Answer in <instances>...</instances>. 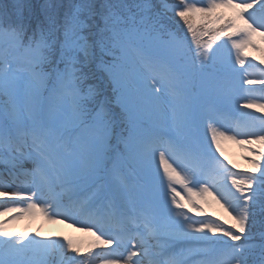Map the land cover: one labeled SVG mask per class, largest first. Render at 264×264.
<instances>
[{
    "label": "snow or ice",
    "instance_id": "6c2138e0",
    "mask_svg": "<svg viewBox=\"0 0 264 264\" xmlns=\"http://www.w3.org/2000/svg\"><path fill=\"white\" fill-rule=\"evenodd\" d=\"M256 37L264 0H0V264H264ZM37 212L94 240L8 229Z\"/></svg>",
    "mask_w": 264,
    "mask_h": 264
},
{
    "label": "rangeland",
    "instance_id": "374dc122",
    "mask_svg": "<svg viewBox=\"0 0 264 264\" xmlns=\"http://www.w3.org/2000/svg\"><path fill=\"white\" fill-rule=\"evenodd\" d=\"M169 4L172 7H177L180 3H182V0H168ZM169 23L170 26L175 28V29H179L180 25L177 24V20H179L178 17L173 18V14L169 13ZM256 41L258 44H260L261 48H264V44L260 43V38L256 37ZM245 52L247 53L249 58H255V63H259V60L264 59V51H258L256 49H253L251 47L245 49ZM234 55V53H233ZM264 67V66H262ZM250 71L253 72H259V68H254V69H249ZM259 87V86H257ZM257 96L260 95H264V93H261L259 91H257ZM245 101H241V103H244ZM247 111H252L253 113L257 114V115H264V113H259L256 112L255 109H248ZM221 150L224 154L223 158H226V162L227 161H231L232 165H235V168L233 169V171L236 172H242L245 169L243 163L240 161V157L241 155H239L240 151L243 150V147L236 143L235 141L232 140H228V139H223L221 140ZM246 152V151H245ZM248 155V153L246 152L245 154L242 155V159H245V157ZM247 159H245L246 161ZM229 167H231V165H229ZM181 189L178 187V191H180ZM6 199H1L0 203H3V201ZM207 201V202H205ZM197 202L201 205V207L203 208V215L201 216H197L195 213H189V215H192L195 219H203L205 218L206 215H210L211 217L215 218V217H220L222 220H231V217L229 216V213L227 211H225V209L223 207H221L220 204H218L216 202L215 199H213L212 196L209 195H205L204 200H200L199 198H197ZM18 203V202H17ZM5 206H12L11 204H6ZM19 219L24 220L25 221V231L23 232V234H27L29 236L35 235V232L37 231L38 227L43 225L44 223H48V222H53V221H60L59 219L57 220H51L46 218L44 215L40 214L39 212H37V214L35 215H24L22 217H20ZM66 224H70V222H66ZM68 227H62L61 231H58V235H60L61 237H69L72 238L76 241L82 242L84 245L89 244L92 239L90 237H88L89 235L87 234H83V235H78V234H73L72 232H68ZM20 234V233H19ZM57 235V234H56ZM57 235V236H58Z\"/></svg>",
    "mask_w": 264,
    "mask_h": 264
},
{
    "label": "bare ground",
    "instance_id": "6f19581e",
    "mask_svg": "<svg viewBox=\"0 0 264 264\" xmlns=\"http://www.w3.org/2000/svg\"><path fill=\"white\" fill-rule=\"evenodd\" d=\"M245 153H246L245 149L244 151L243 150L240 151L239 153V155H241L239 156L240 161L243 163L246 170H254L253 165L249 163L248 160L245 161V159H242L243 158L242 155ZM1 199H4V198H0V200ZM0 219H5V217H0ZM66 226L68 227L67 229L69 233L72 232L73 234H78V235H83V234L91 235L90 232L82 231L81 228L76 227V225H72L69 223L66 224L65 221L63 220L44 223L43 225L38 227L35 234L38 233L39 237H61L60 235H58V231H61V228L66 227ZM7 227L11 232L15 234L23 233L25 231V221L21 219L11 220L9 224L7 225Z\"/></svg>",
    "mask_w": 264,
    "mask_h": 264
}]
</instances>
